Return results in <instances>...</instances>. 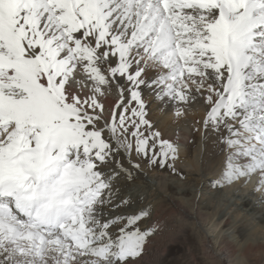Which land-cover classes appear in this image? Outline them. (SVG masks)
Segmentation results:
<instances>
[{"label": "snow or ice", "instance_id": "1", "mask_svg": "<svg viewBox=\"0 0 264 264\" xmlns=\"http://www.w3.org/2000/svg\"><path fill=\"white\" fill-rule=\"evenodd\" d=\"M152 102L199 104L213 186L256 176L264 208V0H0V264H138L163 224L111 213L119 182L176 174Z\"/></svg>", "mask_w": 264, "mask_h": 264}, {"label": "bare ground", "instance_id": "2", "mask_svg": "<svg viewBox=\"0 0 264 264\" xmlns=\"http://www.w3.org/2000/svg\"><path fill=\"white\" fill-rule=\"evenodd\" d=\"M144 96L146 100L150 97L147 89ZM159 107L154 102L149 104V119L162 130L164 139L177 146L175 166L185 170L187 180L193 185L176 186L175 196L170 193V186L160 179L162 176L140 174L132 183L121 182L120 195L130 198L131 205L111 215L133 214L151 206L150 219L139 225L142 230H149L158 225L164 216L174 214L178 226L195 230L201 252L210 264H251L249 260L253 255L264 262V232H261L264 229V208L257 203L258 193L252 190L257 177H251L247 184L237 181L232 187H214L215 181L222 175L225 155L214 143L211 134H208L205 142L200 123L194 131H190L188 124V117L191 116L201 121L205 115L204 109L194 104L185 117L173 120L170 105L163 112ZM146 197H152V201L145 203ZM203 197L206 198L201 200ZM225 198L234 200L229 199V202ZM215 199L225 201L229 212L222 213L211 207ZM256 229L258 234L253 235L251 232ZM146 258L143 254L140 259L143 261Z\"/></svg>", "mask_w": 264, "mask_h": 264}, {"label": "rangeland", "instance_id": "3", "mask_svg": "<svg viewBox=\"0 0 264 264\" xmlns=\"http://www.w3.org/2000/svg\"><path fill=\"white\" fill-rule=\"evenodd\" d=\"M172 119L175 120L176 118L174 119L173 117ZM188 124L190 131H194L197 129L198 120L194 116H191L190 118L188 117ZM155 128L156 130L160 131L162 134V130H160L159 127H156L155 125ZM175 169H176V174H173L167 168L165 169L156 168V169L148 170L144 174V176L145 175L162 176V178L160 179H163L166 182V184L170 186L169 188L170 193L175 195L176 186L192 187L193 185L187 180V173L184 172L185 170L183 168H180V166L178 167L176 165ZM181 176L184 178L181 179ZM137 178L139 177L137 176L136 179ZM186 181H188V183ZM121 182L120 184H122ZM171 187L173 189H171ZM200 190L203 189L200 188ZM205 198L206 197L200 199L204 200ZM231 199L234 200L233 198ZM230 200L229 202H231ZM151 201H152V197H146L145 203ZM148 204H154V203H148ZM210 206L215 208L217 211L218 210L221 211L222 213L229 212L227 208V203L225 201L221 202L215 199L212 200ZM105 211L107 212V209H105ZM168 215L170 216H166V217L164 216L163 218L164 220L162 219L163 223L162 220L160 221V223L163 224V230L160 233L154 235L150 239V241L148 242L145 248L144 255L147 258L143 259V261L140 259L138 264H210V261H208L201 252L202 248L200 246V240L199 237L196 235L195 230H193L190 227L184 229L181 226H178L177 217L174 214L173 216L172 214H168ZM262 231L264 232V229L261 230V232ZM251 233L253 235L255 234L257 235L258 229H256V231H252ZM249 261L251 264H258L259 261H260L259 264L264 263L261 262L262 261L261 259L256 258V255L251 256Z\"/></svg>", "mask_w": 264, "mask_h": 264}]
</instances>
